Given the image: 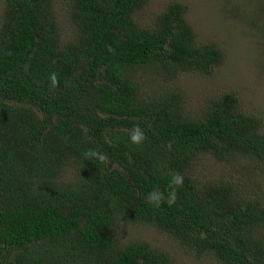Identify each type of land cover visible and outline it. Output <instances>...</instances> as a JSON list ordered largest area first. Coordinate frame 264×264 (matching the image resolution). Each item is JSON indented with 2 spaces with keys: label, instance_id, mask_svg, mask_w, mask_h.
<instances>
[{
  "label": "trees",
  "instance_id": "obj_1",
  "mask_svg": "<svg viewBox=\"0 0 264 264\" xmlns=\"http://www.w3.org/2000/svg\"><path fill=\"white\" fill-rule=\"evenodd\" d=\"M3 0L0 21V264H175L120 224L148 225L195 258L264 264V202L231 182L201 181L204 158L264 160L262 120L235 93L188 114L180 75L211 76L221 48L200 44L173 1L148 27V0ZM56 73L53 88L49 75ZM155 86L146 90L143 78ZM146 139L130 141L135 125ZM89 149L107 156L85 157ZM184 177L167 199L173 173Z\"/></svg>",
  "mask_w": 264,
  "mask_h": 264
},
{
  "label": "rangeland",
  "instance_id": "obj_2",
  "mask_svg": "<svg viewBox=\"0 0 264 264\" xmlns=\"http://www.w3.org/2000/svg\"><path fill=\"white\" fill-rule=\"evenodd\" d=\"M173 1L188 6L186 18L198 43L221 48L225 61L211 76L187 73L168 87L163 82L158 86L180 91L186 112L192 116L201 113L212 98L235 93L246 113L261 118L264 133V0H148L136 15V22L148 27ZM55 3L59 23L68 31L67 7L62 0ZM2 11L0 0V21ZM141 78L146 90L157 87L149 78ZM195 173L201 181L231 182L240 194L259 197L264 202V160L228 164L204 158ZM119 227L118 236L124 241L148 242L169 253L175 264H218L211 257L197 259L186 253L170 236L152 226L121 223Z\"/></svg>",
  "mask_w": 264,
  "mask_h": 264
},
{
  "label": "clouds",
  "instance_id": "obj_3",
  "mask_svg": "<svg viewBox=\"0 0 264 264\" xmlns=\"http://www.w3.org/2000/svg\"><path fill=\"white\" fill-rule=\"evenodd\" d=\"M49 80L51 82V86L53 88L57 87L59 84L58 76L56 73H51L49 75ZM146 139V135L143 131V129L139 126V124L135 125L130 133V141L133 144L139 145L144 142ZM85 157L92 159L95 158L96 160L105 163L107 162V156L106 154L95 150V149H89L85 152ZM184 177L180 173H173L172 178L169 181V188L171 189L168 192L167 199H165L164 192L155 189L148 193L147 196V202L150 205H153L157 208L161 206L162 203H167L169 206L174 204L176 202L178 193L176 191V188L183 186Z\"/></svg>",
  "mask_w": 264,
  "mask_h": 264
}]
</instances>
